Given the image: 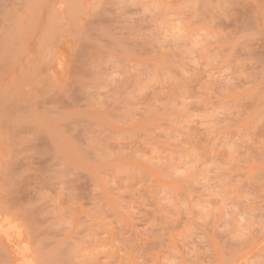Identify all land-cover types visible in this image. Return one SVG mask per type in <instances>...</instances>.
I'll return each mask as SVG.
<instances>
[{"label":"rangeland","instance_id":"rangeland-1","mask_svg":"<svg viewBox=\"0 0 264 264\" xmlns=\"http://www.w3.org/2000/svg\"><path fill=\"white\" fill-rule=\"evenodd\" d=\"M0 211V264H264V0H0Z\"/></svg>","mask_w":264,"mask_h":264},{"label":"bare ground","instance_id":"bare-ground-1","mask_svg":"<svg viewBox=\"0 0 264 264\" xmlns=\"http://www.w3.org/2000/svg\"><path fill=\"white\" fill-rule=\"evenodd\" d=\"M1 211H2V210H1ZM1 211H0V212H1ZM2 213H4V212H2ZM5 214H6V213H5ZM0 215H1V214H0ZM7 215H8V214H7ZM0 217H1V216H0ZM5 218H6V217H5ZM5 218H4V219H5ZM12 220H14V218H13ZM9 221H10V220H9ZM14 221H15V220H14ZM0 222H1V221H0ZM9 223H10V222H9ZM12 224H13V223H12ZM18 225L21 226L20 224H18ZM3 226H4V225H3ZM0 227H1V226H0ZM10 228H11V227H10ZM15 230H16V229H15ZM1 231H2V229H1ZM21 232H22V230H21ZM23 232H24V231H23ZM29 251H30V249H29ZM30 253H31V252H30ZM31 256H33V255H31ZM31 256H30V257H31ZM33 257H34V256H33ZM34 261H36V260L34 259ZM33 263H34V262H33ZM36 264H37V263H36Z\"/></svg>","mask_w":264,"mask_h":264}]
</instances>
